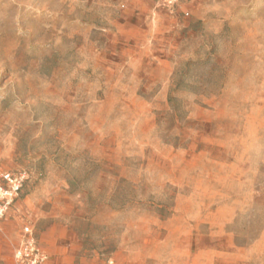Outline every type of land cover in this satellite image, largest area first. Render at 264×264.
<instances>
[{
    "label": "rangeland",
    "instance_id": "374dc122",
    "mask_svg": "<svg viewBox=\"0 0 264 264\" xmlns=\"http://www.w3.org/2000/svg\"><path fill=\"white\" fill-rule=\"evenodd\" d=\"M0 264H264V0H0Z\"/></svg>",
    "mask_w": 264,
    "mask_h": 264
},
{
    "label": "built area",
    "instance_id": "2783aa9c",
    "mask_svg": "<svg viewBox=\"0 0 264 264\" xmlns=\"http://www.w3.org/2000/svg\"><path fill=\"white\" fill-rule=\"evenodd\" d=\"M186 0H157L164 10L172 13L178 4ZM24 181L21 173L0 171V220L4 217L12 201L17 197ZM15 264H46L48 255L35 241L31 230L25 227L18 246L13 253Z\"/></svg>",
    "mask_w": 264,
    "mask_h": 264
}]
</instances>
